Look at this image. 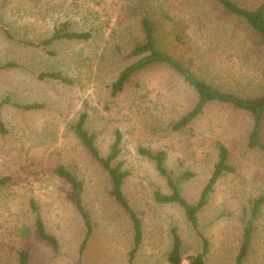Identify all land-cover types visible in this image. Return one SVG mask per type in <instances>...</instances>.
Listing matches in <instances>:
<instances>
[{
	"label": "rangeland",
	"instance_id": "1",
	"mask_svg": "<svg viewBox=\"0 0 264 264\" xmlns=\"http://www.w3.org/2000/svg\"><path fill=\"white\" fill-rule=\"evenodd\" d=\"M235 1L255 8L263 0ZM145 15L159 46L198 77L243 97L264 92V43L208 0H0V100L9 96L41 105L0 106V177H9L0 188V264H20L19 249L28 251L27 264H129V219L109 194L107 172L71 129L82 112L101 155L109 153L116 131L122 136L117 159L129 172L123 190L143 229L132 264H168L171 229L181 238L180 264H189L187 256L201 247L183 210L154 199V192L168 193L169 187L154 161L137 148L164 150L168 173L186 200L196 203L218 160V146L225 145L233 171L219 177L197 216L208 240L204 264H234L252 205L264 196V152L247 147L251 115L208 102L189 124L173 129L197 93L165 64L133 72L111 95L119 72L138 59L131 49L143 42ZM62 22L90 29L92 37L38 45ZM45 71L60 72L71 82L39 78ZM260 140L264 143V117ZM59 165L81 181L82 206L92 225L83 249L86 227L73 184L55 172ZM30 199L56 245L38 238ZM242 264H264V202Z\"/></svg>",
	"mask_w": 264,
	"mask_h": 264
},
{
	"label": "trees",
	"instance_id": "2",
	"mask_svg": "<svg viewBox=\"0 0 264 264\" xmlns=\"http://www.w3.org/2000/svg\"><path fill=\"white\" fill-rule=\"evenodd\" d=\"M208 1L220 9L225 15L242 21L246 27L259 38V43H264V0L255 8L244 7L235 0ZM140 23L144 33L143 42L136 44L131 49L132 55L138 56V59L124 67L119 72L117 78L110 85V94L113 96L118 94L123 89V86L133 72L153 64L168 65L173 68L175 72L197 93V100L194 106L179 120L172 124L173 129L179 130L189 124L203 111L204 106L208 102L226 103L251 115L253 125L247 139V147L251 149L258 148L264 152V143L260 140L264 117V92L256 97L250 98L240 96L227 90H221L203 78L198 77L188 66L184 65L179 59L172 56L159 46L155 36V29L149 16H143ZM4 33L6 37L11 38V34H9L7 30H5ZM91 37L92 31L90 29L75 30L70 28L67 22H62L53 29L48 38L40 41L38 45L44 46L61 39L88 40ZM200 55L201 53H197L196 62H199L198 59H200ZM203 59L204 56H201V64L203 63V68L209 69L210 62L203 61ZM38 77L55 79L64 83L71 82L70 78L57 71L41 72ZM4 104L11 105L21 110L37 109L41 106L36 102L20 103L14 101L9 96H5L0 100V106ZM87 117L88 114L86 112L79 114L78 118L71 124V129L81 144L87 149L90 156H92L107 172L110 182L109 194L129 219L132 229V246L128 252V262L129 264H132L134 256L142 242L143 229L142 220L139 214L130 205L123 190L124 181L129 172L124 168L123 162L117 159L121 153L122 136L119 131H116L114 133V139L110 146L109 153L106 156L101 155L95 143L94 135L90 133L86 127ZM0 126H2L1 123ZM137 152L141 156L153 160L157 172L166 178L169 192L162 193L156 191L154 192V199L159 203H176L183 210L187 222L199 237L201 247L197 252L187 256L189 264H204V258L208 250V240L205 238L199 226L197 214L205 205L208 199V194L219 177L225 172L233 171V168L228 164V150L226 146L223 144L218 146V160L214 163L211 176L203 187L196 203H190L186 200L181 194L178 182L168 173L165 167L166 153L164 150L161 149L153 152L148 147L139 146ZM55 172L73 184L75 204L78 212L83 217L84 225L86 227L85 235L81 243V249H83L85 248V244L92 232V225L82 206L81 181L62 165L57 166ZM184 177H187V174H184ZM8 180V176L0 177V188L4 187ZM262 202H264V196L259 197L252 205L251 217L244 228L243 239L235 257L234 264H242L243 259L248 254L251 234L253 231V220L257 218V213ZM30 207L31 211L35 214L33 226L38 238L49 244L56 245V237L46 229L38 208L35 206L32 199H30ZM170 233L172 240L170 248L166 253V260L168 264H180L182 258L181 238L175 229H171ZM17 254L20 264L28 263L29 253L26 249H19Z\"/></svg>",
	"mask_w": 264,
	"mask_h": 264
}]
</instances>
